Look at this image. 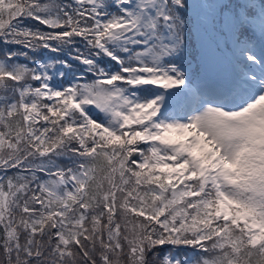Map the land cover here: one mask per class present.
I'll use <instances>...</instances> for the list:
<instances>
[{
    "label": "snow or ice",
    "instance_id": "obj_1",
    "mask_svg": "<svg viewBox=\"0 0 264 264\" xmlns=\"http://www.w3.org/2000/svg\"><path fill=\"white\" fill-rule=\"evenodd\" d=\"M0 264H264V0H0Z\"/></svg>",
    "mask_w": 264,
    "mask_h": 264
}]
</instances>
